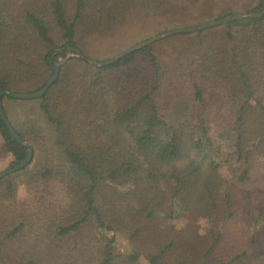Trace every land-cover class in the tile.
Segmentation results:
<instances>
[{"label": "trees", "instance_id": "1", "mask_svg": "<svg viewBox=\"0 0 264 264\" xmlns=\"http://www.w3.org/2000/svg\"><path fill=\"white\" fill-rule=\"evenodd\" d=\"M200 3L217 2L0 0V91L21 92L35 61L53 75L68 54L60 49L86 55L90 39L130 16L201 25L235 14L221 5L199 21L189 14ZM243 10L264 12V0ZM39 101L67 162L37 160L40 118L14 126L34 157L0 177V264H264V15L102 67L71 58ZM0 133L14 168L29 151L1 115ZM192 224L207 227V244L193 246ZM119 235L131 250L117 249Z\"/></svg>", "mask_w": 264, "mask_h": 264}, {"label": "rangeland", "instance_id": "2", "mask_svg": "<svg viewBox=\"0 0 264 264\" xmlns=\"http://www.w3.org/2000/svg\"><path fill=\"white\" fill-rule=\"evenodd\" d=\"M248 1L249 0H216L217 3L214 4V7H212L211 10L209 8L202 10L207 6L204 3H200L199 6L196 7V9L189 15H196L195 18L199 21H208L212 19V16L214 14L222 9L221 5H225L227 7L226 10L230 9L235 14H238L240 12L244 13L242 12L245 11L243 10V6ZM191 21L192 17L190 16H176L171 14L161 17L130 16L115 33L111 35H98L90 39L89 43L85 47L86 56L97 61H106L115 57L126 49L134 46L135 44L150 39L156 35L162 34L163 32L179 28L198 26L194 25ZM199 31L175 34L154 42L151 45H154L157 51H173L176 48L181 49L184 46H188L190 44V39H192L193 36H195ZM68 60L69 59L66 60L62 58L60 62L65 63ZM35 66L37 69L36 77L29 79V81L20 88L22 89L21 92L37 91L41 87V85L46 83L53 76L52 72L42 61H35ZM39 99L40 98L18 100L7 97L4 102L8 113L7 116L9 115L8 118L11 119L10 121L12 122V124L19 130H24V122L29 124L28 120H30L31 118H40L39 125L42 124L45 127L43 128V142L45 144V148L38 149L37 160L41 161L44 165L66 163L67 158L62 149L56 143V133L53 126L50 125L46 120L43 121L40 117L42 110L39 107ZM11 165L12 161L10 154L6 147L5 141L3 140L2 134L0 133V173L7 171V169ZM17 191L16 203H20L22 205L26 204L29 197L26 186H19ZM15 207H17V205H15ZM175 225L176 227L181 228L184 226V223H175ZM192 225V227L194 228V237L192 239L193 246H200L203 242L207 244L210 238V232L208 231L207 227L205 225H199L195 228V224ZM242 228L244 230H247L248 224L243 225ZM131 248L132 245L126 240V238L123 235H119L117 249L128 251L131 250Z\"/></svg>", "mask_w": 264, "mask_h": 264}, {"label": "water", "instance_id": "3", "mask_svg": "<svg viewBox=\"0 0 264 264\" xmlns=\"http://www.w3.org/2000/svg\"><path fill=\"white\" fill-rule=\"evenodd\" d=\"M264 15V12L261 13H238V14H234L231 16H227L225 18L219 19V20H214L210 23L207 24H202V25H198V26H194V27H185V28H179V29H174V30H170L167 32H163L162 34L156 35L150 39L144 40L138 44H135L134 46L126 49L125 51L119 53L118 55H116L115 57L106 60V61H97L94 60L92 58L87 57L84 53H82L81 51H76V53H74L73 49L70 48H65V49H60V52L63 51H67V57L65 58L70 59L72 57H79L82 59H85L86 61H88L89 63L96 65L98 67H102L105 65H109V64H113L117 61H119L120 59H122L125 55H128L134 51H137L138 49L147 46V45H151L154 42H157L161 39L167 38L169 36L175 35V34H181V33H187V32H193V31H199V30H203L206 28H210V27H214V26H218V25H222L231 21H234L236 19H241L244 17H248V16H261ZM62 63H58L56 65V69L55 72L53 74V76L45 83L44 87L34 91V92H14V91H10V90H1L0 91V115L4 121V123L6 124L7 128L9 129L10 133L12 134V136L14 137V139L19 142L20 144H22L23 146H25L28 151L29 154L27 156V158L18 166L11 168L3 173H0V177L5 176L9 173H13L15 171L21 170L23 168H25L26 166H28L31 161L33 160L34 157V149L33 147L28 144L21 136L20 134L17 132V130L15 129L14 125L12 124V122L10 121V119L8 118L6 111L4 109V105H3V98L4 97H12V98H16V99H36V98H41L43 97L47 91L50 89V87L57 81V79L59 78V74H60V69H61Z\"/></svg>", "mask_w": 264, "mask_h": 264}, {"label": "crops", "instance_id": "4", "mask_svg": "<svg viewBox=\"0 0 264 264\" xmlns=\"http://www.w3.org/2000/svg\"><path fill=\"white\" fill-rule=\"evenodd\" d=\"M14 99H16V98H14ZM19 100V99H18ZM11 120V119H10Z\"/></svg>", "mask_w": 264, "mask_h": 264}]
</instances>
